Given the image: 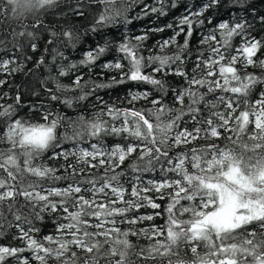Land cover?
Instances as JSON below:
<instances>
[{"label":"snow or ice","instance_id":"obj_1","mask_svg":"<svg viewBox=\"0 0 264 264\" xmlns=\"http://www.w3.org/2000/svg\"><path fill=\"white\" fill-rule=\"evenodd\" d=\"M179 2L145 3L134 19L167 15ZM134 3L0 0V73L31 74L24 71L32 59L27 50L38 51L42 39L45 52L57 42L75 47L78 34L51 20L53 10L69 19L95 10L85 31L96 33L120 18L130 24L126 14ZM221 7L247 14L202 34L193 57L190 44L205 25L202 17ZM177 20L178 31L168 24L105 40L79 61L53 48L51 66L45 55L35 61L49 75L40 81L43 91L32 92L40 97L34 102H24L20 86L12 102L0 91V239L11 235L0 244V264H264V37L253 35L264 15L249 10V0H205L198 8L188 4ZM165 28L173 35L147 47L149 33ZM112 48L116 57L99 64L101 79H93ZM129 82L151 87L128 89L120 103L97 94ZM6 84L0 79V89ZM141 101L146 106L137 107ZM25 107L32 116H19ZM88 107L91 116L84 114ZM199 140L212 142L189 147ZM154 172L159 179L144 180ZM148 208L153 211L140 214ZM46 215L54 217V231L41 237L37 222L43 225ZM159 217L163 224L135 227Z\"/></svg>","mask_w":264,"mask_h":264},{"label":"trees","instance_id":"obj_2","mask_svg":"<svg viewBox=\"0 0 264 264\" xmlns=\"http://www.w3.org/2000/svg\"><path fill=\"white\" fill-rule=\"evenodd\" d=\"M205 2V0H180L178 7L174 9H168L167 10V15L160 16L159 14H150L148 16H143L141 19H134V17L137 15V13H140L141 7L147 3V4H153V0H136V3L132 5V7L128 10L127 12V17L131 19V23L125 26V23L123 22V18H120L117 23L111 26L107 27H101L98 32L92 33V32H87L86 29L90 28L92 23H93V17L96 14L95 10H91L87 16L86 19H80V18H71L69 19L65 15L59 13L58 10H53L55 13L54 15L51 16V20H58L60 21L61 25L63 26H72L74 28V32L78 34L79 39L75 41V47L71 46H66L63 43L57 42V44L52 45L48 52L44 51V40L42 39L39 42V50L36 51L35 53L31 52L30 49L27 50V55L32 56V59L28 61L25 66H24V71L27 72L28 69H33V72L31 74L25 75L23 72L20 73H15L11 76H8L5 73H0V79H6L8 81V84L12 85V88L10 89L8 87V84L4 85L0 91L3 92H8L9 97H8V102H12V97L15 96L16 94V88L17 86H20V91L22 92L23 95V100L25 103L28 102H34L40 97H36L32 95L33 91H40L42 92L43 90L41 89L40 86V81L48 77L49 73L47 72L46 67H40V68H35V61L40 58L41 55H45L47 57V60L49 61V66H51L50 62L52 61V56L54 55L52 49L53 48H58L60 51L64 53L66 57H68V61H79L80 59L83 58V53L87 51L90 47L94 48L96 45L99 43L101 45L104 44L105 40L116 42L122 39V37L127 34V35H140L144 31L152 28H161L165 27L168 24H172L174 28L178 31L179 29L176 27L178 24L177 18L180 17L181 13L184 12L185 7L188 4L195 5L196 8L201 6V4ZM158 6V5H157ZM63 8V5H61ZM251 8L256 9V13L258 16L264 15V0H249V10ZM195 10V8L193 9ZM65 12L67 11L66 9L64 10ZM247 12H237L235 10H230V9H225L221 7L219 10L215 9H210L207 13H205L203 19H205V25L203 27H197L193 39L191 41L190 47L192 49L191 55L194 57L196 54V49L199 47L198 45V40L200 39L202 34H207V32L217 23H219L221 20H228L230 18H233L237 15H246ZM207 17H212L213 23L212 25L207 24ZM248 19L251 20L252 16L248 15ZM31 18L29 20L25 21V23H29ZM13 25H15V21H11ZM121 27V28H120ZM186 30V26H185ZM173 35V29L170 28H165L163 32H151L149 33V39L145 42L147 47L151 48L154 44H156L157 41H162L164 39L169 38L170 36ZM253 35L256 36L257 38L264 37V25H260L257 23L255 25V30L253 31ZM183 34L179 36L177 39L180 43H183ZM62 39V38H61ZM241 43L240 38L236 37L233 41L234 46H238ZM206 47V46H204ZM158 49H153V53H156ZM168 54H171L173 49L169 48L165 50ZM207 54V53H205ZM117 53L115 51V48H112L109 50V52L102 57V59L98 62L97 67L94 70L93 73V79L99 80L101 79L100 76L97 74L100 73V68L99 64L104 63L106 60H113L116 57ZM143 55L147 56L148 52L145 51L143 52ZM261 57L264 58V53H261ZM68 61H64V63H67ZM61 61L57 60V63H60ZM126 63V62H125ZM191 67V64H189V68ZM81 71L84 73H87L86 68H81ZM247 71L249 72H259L260 69H253L249 68ZM107 75H116V73H109ZM73 77L69 76L67 78H63V82L67 83L69 82ZM88 77L85 76V79ZM104 79H107V76L104 77ZM170 81L174 83V85H180L181 81L179 78L175 77H169L168 78ZM49 87H53V85L50 83L48 85ZM151 87L150 85H137L134 82H129L128 84L124 85H119L114 88H109V89H101L98 91V95L101 96L104 101L108 102L109 104L116 102L120 103V101L117 99L118 97H123L126 95L128 89H133V90H139L143 91L145 88ZM171 97L169 96V99ZM126 104V102H125ZM141 106H146L144 105V102H138L137 107ZM76 110L69 109L68 112L70 115L75 114ZM95 110L88 107L87 111L84 113L86 116H91ZM32 113L28 112V109L21 108L19 110V116L28 118L32 116ZM183 126V125H182ZM191 127V125H188ZM212 141H204V140H199L194 142L193 145H189V147L193 146H198V145H204L206 143H210ZM107 143L111 145L114 143V140L108 139ZM217 143H222V141H218ZM53 166H58L59 164L63 163L62 160L60 161H51L50 162ZM102 171V170H101ZM132 173L129 171L125 179L127 180L128 177H130ZM151 178H156L159 179L158 173H145L144 174V180L147 181L148 179ZM35 177H26L25 182L28 180H35ZM44 183L47 185L48 182L44 181ZM129 184L125 183V188H129ZM151 195L155 196V193H151ZM162 205L166 204V201H159ZM27 212V208L24 210ZM153 210L148 208V209H141L140 214H143L145 212L151 213ZM54 217L52 216H47L45 217V220L43 221V225H41V222H37V226L41 227V232L40 236L47 235L49 233H52L54 231L53 226H52V220ZM152 223L156 224H163L164 223V218L159 217L155 221H145L143 225H136L135 227H146L150 226ZM119 227L127 230L130 227H133L131 225L127 224H121ZM15 229H12V232H15ZM11 240V235H9L6 239H0V244L8 243V241ZM133 242L135 241V238H132ZM14 244H18L19 242H13ZM141 244H147L148 241L141 239L139 241ZM200 251H203V249H200ZM134 259V257H133ZM11 264V262H9Z\"/></svg>","mask_w":264,"mask_h":264},{"label":"rangeland","instance_id":"obj_3","mask_svg":"<svg viewBox=\"0 0 264 264\" xmlns=\"http://www.w3.org/2000/svg\"><path fill=\"white\" fill-rule=\"evenodd\" d=\"M157 194L155 193V196H156ZM147 227V226H146Z\"/></svg>","mask_w":264,"mask_h":264},{"label":"bare ground","instance_id":"obj_4","mask_svg":"<svg viewBox=\"0 0 264 264\" xmlns=\"http://www.w3.org/2000/svg\"><path fill=\"white\" fill-rule=\"evenodd\" d=\"M121 28V27H120Z\"/></svg>","mask_w":264,"mask_h":264}]
</instances>
